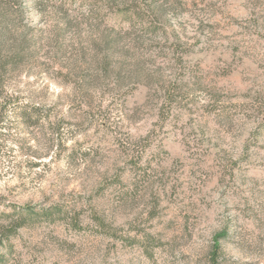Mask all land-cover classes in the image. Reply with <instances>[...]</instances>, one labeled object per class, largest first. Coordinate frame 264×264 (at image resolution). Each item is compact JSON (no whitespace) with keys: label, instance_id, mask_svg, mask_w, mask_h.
<instances>
[{"label":"rangeland","instance_id":"1","mask_svg":"<svg viewBox=\"0 0 264 264\" xmlns=\"http://www.w3.org/2000/svg\"><path fill=\"white\" fill-rule=\"evenodd\" d=\"M264 264V0H0V264Z\"/></svg>","mask_w":264,"mask_h":264},{"label":"trees","instance_id":"2","mask_svg":"<svg viewBox=\"0 0 264 264\" xmlns=\"http://www.w3.org/2000/svg\"><path fill=\"white\" fill-rule=\"evenodd\" d=\"M211 254H212L210 257L211 264H219V249L215 248Z\"/></svg>","mask_w":264,"mask_h":264}]
</instances>
